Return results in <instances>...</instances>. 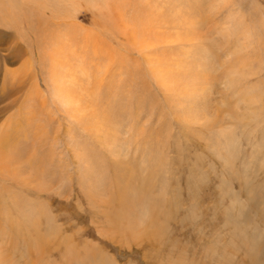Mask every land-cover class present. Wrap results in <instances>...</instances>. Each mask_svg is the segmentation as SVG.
<instances>
[{"label":"rangeland","instance_id":"374dc122","mask_svg":"<svg viewBox=\"0 0 264 264\" xmlns=\"http://www.w3.org/2000/svg\"><path fill=\"white\" fill-rule=\"evenodd\" d=\"M0 257L264 264V0H0Z\"/></svg>","mask_w":264,"mask_h":264},{"label":"bare ground","instance_id":"6f19581e","mask_svg":"<svg viewBox=\"0 0 264 264\" xmlns=\"http://www.w3.org/2000/svg\"><path fill=\"white\" fill-rule=\"evenodd\" d=\"M69 4V3H68ZM201 22H203V21H201ZM121 25V24H120ZM195 26H198L197 24L195 25ZM207 28V27H206ZM198 30V29H197ZM198 31H200V30H198ZM201 37L203 38V37H207L206 36V34H203L202 33V31L200 32V37L199 36H197V37H195L196 39H198L199 40V42H201L200 41V39H201ZM209 37V36H208ZM190 38V37H189ZM202 40V39H201ZM204 41V40H203ZM202 41V42H203ZM204 43V42H203ZM194 45V44H193ZM199 45V44H198ZM109 48V47H108ZM100 49V48H99ZM205 49V48H204ZM186 51V50H185ZM194 51V50H193ZM106 52V50H104V53ZM181 52V51H180ZM183 52V51H182ZM198 52V51H197ZM199 52H200V50H199ZM106 53H108V54H110L111 53V51H109V50H107V52ZM194 53V52H193ZM181 55V54H180ZM186 56V55H185ZM188 56V55H187ZM188 58V57H187ZM192 58V57H191ZM191 58H190V60H191ZM190 62V61H189ZM183 63V62H182ZM179 64H180V62H179ZM84 66V65H83ZM90 67V66H89ZM189 67V66H188ZM179 68V67H178ZM88 71V70H87ZM100 71H102V70H100ZM99 71V72H100ZM108 71V70H107ZM179 71V70H178ZM177 71V72H178ZM97 72H98V69H97ZM98 72V73H99ZM85 74V73H84ZM204 76V75H203ZM57 78H58V76H57ZM56 78V79H57ZM88 78H89V74H88ZM54 81V80H53ZM86 81V80H85ZM54 82H56V80L54 81ZM91 81H90V78H89V80H88V84L90 85L91 83H90ZM83 84V83H82ZM56 86V85H55ZM92 88V87H91ZM56 89V88H55ZM88 89V88H87ZM57 90H59V89H57ZM92 90V89H91ZM87 91H89V90H87ZM86 91V92H87ZM60 92V91H59ZM91 92V91H90ZM88 94H89V92H87ZM92 93H94L93 91H92ZM110 94V93H109ZM60 95V94H59ZM72 97V96H71ZM57 98V97H56ZM69 103V102H68ZM106 103H108V102H106ZM68 107V106H67ZM81 106H79V108H80ZM76 109L77 108H75V109H73L74 111H76ZM78 112V111H77ZM81 114V113H80ZM107 115L108 114H105L104 116L107 118ZM91 118V117H90ZM114 118V117H113ZM223 134V133H222ZM221 134V135H222ZM225 134V133H224ZM224 134H223V136H224ZM147 138V137H146ZM104 140V139H103ZM11 149V148H10ZM127 150V149H126ZM12 156V155H11ZM14 157V156H13ZM126 187H127V185H125ZM122 189V188H121ZM128 189V188H127ZM126 196V188L123 186V189L120 191V193H119V196H118V201H119V203H121L122 202V205L123 204H126V200H125V197ZM116 199H117V197H116ZM112 200V199H111ZM112 202V201H111ZM114 202V201H113ZM131 203V202H130ZM120 207H122V210L121 209H119L118 211H114V212H108V214H107V217H108V220H109V223L110 224H114V225H120V223L122 222V220H121V217H122V215H124L123 213L124 212H126L125 210L123 211V206H120ZM126 209H128L127 210V214H130V210H129V207H127ZM126 219H128V221H131L129 218H127L126 217ZM132 222V221H131ZM141 224V223H140ZM117 225H116V227H117ZM130 226H131V224H129ZM140 226V225H139ZM146 228V227H145ZM146 230V229H145ZM135 233V232H134ZM89 252V251H88ZM93 253V252H92ZM0 259H2L1 257H0ZM83 259V258H82ZM91 259V258H90ZM110 262V261H109ZM0 263H1V260H0ZM109 264V263H108Z\"/></svg>","mask_w":264,"mask_h":264}]
</instances>
